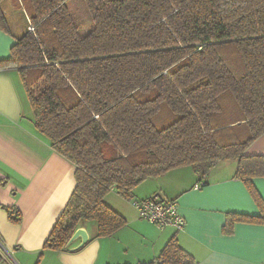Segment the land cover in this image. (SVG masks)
<instances>
[{
	"label": "trees",
	"instance_id": "16d2710c",
	"mask_svg": "<svg viewBox=\"0 0 264 264\" xmlns=\"http://www.w3.org/2000/svg\"><path fill=\"white\" fill-rule=\"evenodd\" d=\"M21 2L30 28L0 68L18 70L35 128L75 166L44 248H65L81 220H94L97 236L122 227L103 200L111 188L131 198L147 177L190 165L204 178L221 160L236 161L260 211L228 212L222 231L264 221L252 181L264 176V154L245 153L264 132V0ZM0 28L10 32L1 4ZM195 263L173 236L136 264Z\"/></svg>",
	"mask_w": 264,
	"mask_h": 264
},
{
	"label": "crops",
	"instance_id": "0c3cea01",
	"mask_svg": "<svg viewBox=\"0 0 264 264\" xmlns=\"http://www.w3.org/2000/svg\"><path fill=\"white\" fill-rule=\"evenodd\" d=\"M10 32L0 28V60L10 57L16 36L28 26L21 0H1ZM25 22L19 21V16ZM246 154H264V132L246 148ZM235 160H221L204 178L190 165L174 167L147 177L132 190V197L158 195L176 199L185 227H159L140 218L131 198L115 188L104 202L126 223L110 235L97 236L94 220H81L88 235L61 250L44 242L75 186V166L55 151L34 126V113L16 68H0V264H136L152 260L171 237L195 259V264H264V221H236L230 233L222 226L228 212L259 214L245 184L235 177ZM204 181L201 187L195 185ZM264 201V176L252 179ZM21 213L9 220L6 207ZM68 242V241H67Z\"/></svg>",
	"mask_w": 264,
	"mask_h": 264
},
{
	"label": "built area",
	"instance_id": "2783aa9c",
	"mask_svg": "<svg viewBox=\"0 0 264 264\" xmlns=\"http://www.w3.org/2000/svg\"><path fill=\"white\" fill-rule=\"evenodd\" d=\"M204 181L198 182L195 187H201ZM140 218H143L159 227L173 226L177 230L185 227L186 220L179 212L176 199L158 195L148 197H133L130 200Z\"/></svg>",
	"mask_w": 264,
	"mask_h": 264
},
{
	"label": "water",
	"instance_id": "95a60500",
	"mask_svg": "<svg viewBox=\"0 0 264 264\" xmlns=\"http://www.w3.org/2000/svg\"><path fill=\"white\" fill-rule=\"evenodd\" d=\"M77 237H80L81 238V241L80 243L78 244V246L76 247H79L81 246L82 244H84L88 238V235L85 231V228L83 226H79L77 227L74 232L72 233V235L70 236L69 240H68V244L71 243L75 238Z\"/></svg>",
	"mask_w": 264,
	"mask_h": 264
},
{
	"label": "rangeland",
	"instance_id": "374dc122",
	"mask_svg": "<svg viewBox=\"0 0 264 264\" xmlns=\"http://www.w3.org/2000/svg\"><path fill=\"white\" fill-rule=\"evenodd\" d=\"M19 21L20 22H22V21H24L25 22V18L22 16V15H20L19 16ZM110 146H108V145H106L105 147H104V152H105V154L107 155V153L110 151Z\"/></svg>",
	"mask_w": 264,
	"mask_h": 264
}]
</instances>
